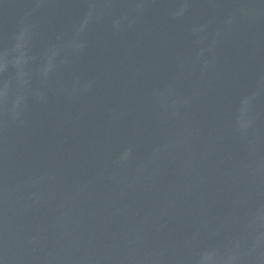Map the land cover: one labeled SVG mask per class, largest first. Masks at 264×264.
<instances>
[{
	"label": "water",
	"instance_id": "95a60500",
	"mask_svg": "<svg viewBox=\"0 0 264 264\" xmlns=\"http://www.w3.org/2000/svg\"><path fill=\"white\" fill-rule=\"evenodd\" d=\"M0 264H264V0H0Z\"/></svg>",
	"mask_w": 264,
	"mask_h": 264
}]
</instances>
